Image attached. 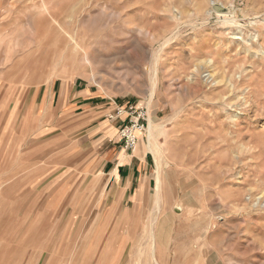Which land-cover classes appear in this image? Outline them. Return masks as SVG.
I'll return each mask as SVG.
<instances>
[{
	"label": "rangeland",
	"instance_id": "374dc122",
	"mask_svg": "<svg viewBox=\"0 0 264 264\" xmlns=\"http://www.w3.org/2000/svg\"><path fill=\"white\" fill-rule=\"evenodd\" d=\"M128 103L136 202L97 134ZM0 264H264V0H0Z\"/></svg>",
	"mask_w": 264,
	"mask_h": 264
},
{
	"label": "crops",
	"instance_id": "0c3cea01",
	"mask_svg": "<svg viewBox=\"0 0 264 264\" xmlns=\"http://www.w3.org/2000/svg\"><path fill=\"white\" fill-rule=\"evenodd\" d=\"M77 87V86H76ZM75 102H82L89 99L97 98V95L92 93L90 89H78L73 95ZM86 103V102H85ZM86 104H89L87 102ZM111 123L103 122L98 125L97 134H101L99 138L102 139V144L107 142L117 143L118 147L107 145L106 151L103 153L101 168L109 176L106 187L114 186L117 192H123V201L130 199L133 202L137 200L134 198L144 187L152 185V179L148 176L150 157L152 152L147 151L144 145V151L137 150L129 151L123 145L119 134V127L117 121L108 120ZM117 131V132H116ZM114 145L113 146H117Z\"/></svg>",
	"mask_w": 264,
	"mask_h": 264
},
{
	"label": "built area",
	"instance_id": "2783aa9c",
	"mask_svg": "<svg viewBox=\"0 0 264 264\" xmlns=\"http://www.w3.org/2000/svg\"><path fill=\"white\" fill-rule=\"evenodd\" d=\"M124 116V117H123ZM114 121L120 120L119 134L123 145L129 151H134L140 141V134H145L149 122V113L145 107L128 103L126 106L116 107Z\"/></svg>",
	"mask_w": 264,
	"mask_h": 264
},
{
	"label": "bare ground",
	"instance_id": "6f19581e",
	"mask_svg": "<svg viewBox=\"0 0 264 264\" xmlns=\"http://www.w3.org/2000/svg\"><path fill=\"white\" fill-rule=\"evenodd\" d=\"M60 34V33H59ZM63 40H65L66 41V38H62ZM68 42V41H67ZM66 42V43H67ZM72 44V43H71ZM73 45V44H72ZM76 45V44H75ZM58 48H63V46H62V43H61V41L60 42H58ZM76 46H78V45H76ZM75 47V46H74ZM79 47V46H78ZM60 49V50H61ZM64 49H66V47L64 48ZM58 50V49H57ZM71 52H72V50H71ZM64 53H65V51H64ZM77 53V52H76ZM67 54V53H66ZM65 54V55H66ZM69 54V53H68ZM74 54L75 53H73V56H74ZM71 55V54H70ZM58 56V55H57ZM62 56V55H61ZM69 56V55H68ZM60 57V56H59ZM75 57V56H74ZM77 58V57H76ZM76 58H75V60H76ZM61 59V58H60ZM66 59V58H65ZM75 60H73V61H75ZM76 62V61H75ZM72 63V62H71ZM70 64V63H69ZM150 116H149V122H148V126H147V128H146V130H147V139H146V141L145 140H143V138L141 139V143H139V147H138V150L140 149V151H144V145L147 147V149H150V150H152V151H154V149H153V147L152 146H154V144L156 143V137H157V133H158V130L155 128V124H156V120H155V117L150 113L149 114ZM138 135L141 137V135L142 134H140V133H138ZM149 151V150H148ZM145 152V151H144ZM159 166V165H158ZM157 170V169H156ZM156 174H158V172H156ZM158 176V175H157ZM156 176V177H157ZM158 178V177H157ZM159 195H160V192H159V190H157V192H156V196H157V199H156V201H159ZM158 229V228H157ZM155 247V246H154ZM154 252V251H153Z\"/></svg>",
	"mask_w": 264,
	"mask_h": 264
},
{
	"label": "water",
	"instance_id": "95a60500",
	"mask_svg": "<svg viewBox=\"0 0 264 264\" xmlns=\"http://www.w3.org/2000/svg\"><path fill=\"white\" fill-rule=\"evenodd\" d=\"M213 9L217 12H224L226 9L220 4H213Z\"/></svg>",
	"mask_w": 264,
	"mask_h": 264
}]
</instances>
